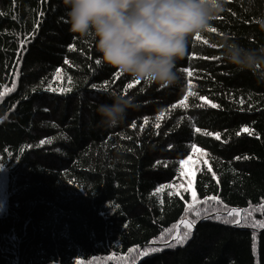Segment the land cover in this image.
<instances>
[{
  "label": "trees",
  "instance_id": "obj_1",
  "mask_svg": "<svg viewBox=\"0 0 264 264\" xmlns=\"http://www.w3.org/2000/svg\"><path fill=\"white\" fill-rule=\"evenodd\" d=\"M0 13V92L15 83L0 98V264H264V228L215 219L237 208L241 223L245 210L249 224L264 221V84L218 47L225 34L264 45L255 23L264 0H228L214 31L191 37L169 88L97 65L92 38L69 30L63 0H0ZM112 93L137 107L109 129L96 108ZM213 196L219 203H205ZM206 215L187 243L160 242L185 216ZM153 247L162 250L140 254Z\"/></svg>",
  "mask_w": 264,
  "mask_h": 264
},
{
  "label": "clouds",
  "instance_id": "obj_2",
  "mask_svg": "<svg viewBox=\"0 0 264 264\" xmlns=\"http://www.w3.org/2000/svg\"><path fill=\"white\" fill-rule=\"evenodd\" d=\"M69 30L91 37L101 65L134 80L161 88L180 83L178 62L191 37L209 31L227 10L228 0H63ZM255 23L264 32V16ZM220 59L236 71L250 72L264 84V45L247 47L225 34L218 43ZM112 103L96 108L98 124L116 128L137 104L133 97L112 93Z\"/></svg>",
  "mask_w": 264,
  "mask_h": 264
},
{
  "label": "snow or ice",
  "instance_id": "obj_3",
  "mask_svg": "<svg viewBox=\"0 0 264 264\" xmlns=\"http://www.w3.org/2000/svg\"><path fill=\"white\" fill-rule=\"evenodd\" d=\"M0 15H3V13H0ZM40 15L42 16L43 13H40ZM37 25H38V22H37ZM209 31H214V29L211 27V28L209 29ZM195 39H196V40H200V39H201V36H200L199 33L195 35ZM26 42H27V41H21V48H22V49H23V46H24V44H25ZM205 43H207V41H205ZM70 50H75V49L70 47ZM65 63H69V61L65 60ZM95 63H96L97 65L100 64V62H99L98 60H96ZM183 71L186 73L187 77L189 78V79H188V82H187V87H188V90H189V91H188V95H196V93H194V92L192 91L193 84H192V82H191V78L195 75V73H194L191 69H189V68H185V69H183ZM120 74H121V73L118 72V73H117V76H119ZM13 75L16 76V77H18V76H19V73H18V72H14ZM55 76H56V79H61V78H62L61 70L58 69V70L56 71V73H55ZM136 82L138 83L139 81L136 80ZM67 83H68V85H71V83H72V79H71V77H68V78H67ZM129 87H132V85H129ZM14 90H15V83H13V85H12L11 88H5V91H4V92H0V98H2L7 92H9V91H14ZM46 90H48V91H57V92H60L61 94H65V93H67V92H70L72 89H71V87H60V88H55V89H54V88L52 87V84L49 83V85H48V87H47ZM186 99H187V96H185V100H186ZM240 102L243 103L242 100H241ZM180 106H181V107H187V104H185V103H181ZM201 106H203V105H201ZM212 106H213V107H218V105H215V104H213ZM174 107H175V105H174ZM162 115H163V112L161 113V116H162ZM156 120L159 121V120H160V116H157V117H156ZM144 123H145V124L148 123L147 118L145 119ZM131 126H132L133 128L137 127V125H136L135 123H133ZM155 126L158 127V126H159L158 123H157ZM244 130H245V131H248L247 128H245ZM196 131H200V129H196ZM205 134L207 135V134H210V133H205ZM237 134H239V133H237ZM250 134H251V133H250ZM216 138L219 139V135H218V134H217ZM50 142H51V141H45V140L40 141L41 144H44V143H50ZM237 159H239V157H237ZM245 159H247V157H245ZM180 164H181L182 167H183V165L185 164V161H184L183 158L181 159ZM160 190H161V189L158 188V189H157V192H159ZM186 190H187V189H186ZM195 195H196L195 192H193V199H195ZM208 200H216V201L219 203L218 198H217V197H214V196H213V197H208V198L205 200V203H207ZM258 210L261 211V212H264V205H261L260 208H259ZM188 211H189V212H194V213H195V216H196L197 218H199L200 215H201L200 211L197 210V209H196L193 205H191V204L188 206ZM204 211L207 212L208 210L205 209ZM245 212H246V215H245V217L242 218L243 221H244L243 223H241V219H236V218H235L236 216H239V215H240V210L237 209V208H231V209H228V210H227V217H221L220 215L217 214V215L215 216V219H217V220H219V221H221L222 223H225V224H235L236 226H244V227L252 226V227H254V228H264V221H252L251 224H249V222H248V220H247V216L251 215V212L248 211V210H245ZM204 218H205V219H210V218H212V217H211L210 215H206ZM196 222H197L196 219L188 220L187 216H185V217L183 218V220L181 221V224L184 225V227H185L186 230H185L182 234H180V235H176V236H174V237L172 238V239L174 240V243L172 242V240H166V239H164V236H161V237H160V242H161L162 244H164L165 247H170V248H175L177 245H183V244L187 243V241L191 238V235H192V229L196 226ZM176 227L179 228L180 225H177ZM167 231H168L169 233H171V232H172V229H169V230H167ZM152 243L155 244L156 241H153ZM161 250H162V249H160V248H154V247H153V248H150V249H146L143 253H140V254H141V255H145V256H147V255L149 254V251H150V252H159V251H161ZM132 251H137V250H133V249H130V250H129V252H132ZM121 259H123V258H121ZM133 259H134V258H133Z\"/></svg>",
  "mask_w": 264,
  "mask_h": 264
},
{
  "label": "water",
  "instance_id": "obj_4",
  "mask_svg": "<svg viewBox=\"0 0 264 264\" xmlns=\"http://www.w3.org/2000/svg\"><path fill=\"white\" fill-rule=\"evenodd\" d=\"M213 216H214V215H211V217H213ZM205 220H207V219H203V220H201L199 223H197V224H196V226H197L198 224H200V223L204 222ZM179 225H180V227H182V225H183V224H181V223H180ZM196 226H195V227H196ZM180 227H179V232H178V235H179V234H180V232H181V228H180ZM195 227H194V228H195ZM172 240H173V239H172Z\"/></svg>",
  "mask_w": 264,
  "mask_h": 264
},
{
  "label": "rangeland",
  "instance_id": "obj_5",
  "mask_svg": "<svg viewBox=\"0 0 264 264\" xmlns=\"http://www.w3.org/2000/svg\"><path fill=\"white\" fill-rule=\"evenodd\" d=\"M188 164H191V163H188Z\"/></svg>",
  "mask_w": 264,
  "mask_h": 264
}]
</instances>
